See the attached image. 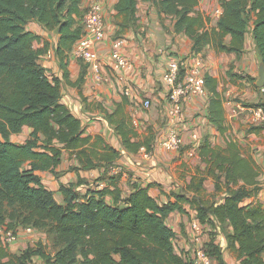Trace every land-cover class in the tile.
<instances>
[{"label": "trees", "instance_id": "16d2710c", "mask_svg": "<svg viewBox=\"0 0 264 264\" xmlns=\"http://www.w3.org/2000/svg\"><path fill=\"white\" fill-rule=\"evenodd\" d=\"M84 1L0 0V225L15 232L20 226L38 229L51 243L48 248L38 241L21 252H12L0 236V264H33L36 256L44 264H192L176 252V233L167 222L173 212L188 214L186 204L196 210L203 225L215 221L231 224L228 247L240 264H264V203L256 200L262 188L261 171L235 141L220 147L208 138L203 140L199 149L205 163L203 175L194 177L188 186L194 196L172 193L162 202L151 195L150 186L139 185L123 196L120 176L102 175L97 180L107 178V185L83 194L78 190L82 179L62 185L61 203L43 183L38 172L58 175L64 150L79 160L80 166L73 168L81 170L108 169L121 156L102 135L86 134L83 121L62 101L61 80L50 77L39 63L42 50L36 42L41 37L27 28L31 21H37L49 30H58L57 54L67 79L68 58L83 34ZM140 1L118 0L117 34L138 25ZM142 1H151L161 14L174 15L176 31L192 39L196 53L213 45L218 51L241 55L252 22L264 63V0H219L222 13L212 27L208 26L211 15L198 10L201 0ZM86 73L85 66L78 84ZM228 76L234 80L241 75L231 69ZM218 86L217 78L206 73L208 116L223 133L227 129L226 97ZM259 89L264 92V86ZM129 105L125 96L107 117L128 150H150L153 135L140 138ZM25 126L32 128L29 138L23 143L12 141L11 136L21 133ZM207 177L214 179L217 191L226 187L221 202L205 198ZM204 249L217 264H225L221 246L214 240Z\"/></svg>", "mask_w": 264, "mask_h": 264}, {"label": "crops", "instance_id": "0c3cea01", "mask_svg": "<svg viewBox=\"0 0 264 264\" xmlns=\"http://www.w3.org/2000/svg\"><path fill=\"white\" fill-rule=\"evenodd\" d=\"M106 22V37L97 43L94 51L103 61L101 68L102 80L96 79V72L89 65L72 55L68 58V78L65 79L64 69L61 67L57 54L60 33L58 30H49L37 21H31L27 28L38 34L41 39L36 42V47L42 50L39 63L46 69L50 77L61 80L62 101L79 117L86 126V134L102 135L106 141L121 152V156L114 161L108 169L100 167L90 170L74 169L80 166L79 160L64 150L62 162L57 167L58 175L49 171H39L43 183L50 189L59 202L64 201L61 191L62 185L77 183L82 179L78 190L83 194L88 189H98L107 185V178L97 180L100 176L119 175V187L123 196L135 190L136 185L149 187L151 195L165 202L172 193H187L194 196L196 193L188 188L194 177H201V170L205 168L199 149L205 138L215 146L226 147L230 141L237 142L245 156H251L260 167L259 181L261 190L256 197L264 203V125L252 124V112L239 111L233 113L231 101H241L249 104L264 102L263 89H259L260 52L253 36V23L246 35L245 51L238 55L234 52L218 51L213 45H207L200 53L193 52L192 39L184 32L175 29L176 17L161 14L151 1H140L138 4V25L117 34L119 27L115 23L116 3L118 0H102ZM90 0L82 4L86 10ZM217 5L218 11L212 13L211 7ZM198 10L212 17L209 27L215 26L222 13L219 0H201ZM217 15V19L215 16ZM115 41L121 42V51L130 61L128 69L115 72L104 64L105 59L113 50ZM172 55H179L189 61H203L205 72L217 78L218 88L226 97L224 103L227 129L219 131L217 126L209 119L210 93L190 97L185 104L186 121L181 123L184 146L181 150H173L162 145L163 138L167 135L172 124L168 117V89L164 83L163 75ZM86 66L85 80L78 84L81 71ZM241 76L231 80L229 70ZM254 78H257L254 79ZM127 97L130 105L129 111L133 116V123L145 139L153 135L150 150L146 147L138 151L128 150L107 117V112H113L116 104ZM149 99L151 106L145 108L144 101ZM258 126L253 129V127ZM32 128L25 126L21 133L11 136L16 143H23L29 138ZM198 134L200 143L194 147L193 134ZM107 173V175H105ZM215 187V181L207 177L204 187ZM206 189V190H207ZM226 194V192L224 193ZM173 198V197H172ZM111 201V198L108 197ZM223 200V199H222ZM189 213L173 212L167 222L176 231L180 228L179 222H186L189 215L196 216V210L186 204ZM195 214H193V212ZM189 238L183 237L175 245L176 252L192 264H205L195 257V249L201 241L214 240L221 246L225 264H240L237 254L229 249L227 235L232 231L230 223L215 224L226 225V232L220 231L215 237L206 234L196 243L190 232V222L187 221ZM208 224H206L207 226ZM205 226V225H204ZM219 227V226H218ZM5 227L0 225V236L4 239ZM178 236V235H177ZM16 240L7 247L12 252H21L38 241L49 240L46 233L38 229L29 230L18 227ZM50 242V240H49ZM175 244V243H174ZM205 246V245H204ZM37 263L44 264L41 257L36 256ZM33 259V260H34ZM210 264H217L212 258Z\"/></svg>", "mask_w": 264, "mask_h": 264}, {"label": "built area", "instance_id": "2783aa9c", "mask_svg": "<svg viewBox=\"0 0 264 264\" xmlns=\"http://www.w3.org/2000/svg\"><path fill=\"white\" fill-rule=\"evenodd\" d=\"M83 25V34L73 47L72 55L85 61L96 72V79L102 80L101 68L103 67V61L94 51L96 44L105 40L106 37V22L102 0H90L83 17ZM104 64L111 67L115 72L128 69L131 66L130 59L121 51L120 41H115L113 50L105 59ZM163 80L168 89L167 113L172 126L163 138L162 145L173 150H181L184 146V140L180 125L186 121V101L194 95L204 94L207 91L204 62L202 60L199 62L189 61L179 55H172L166 65ZM230 104L233 106V113L248 110L252 112L253 125H264V102L248 105L241 101L230 100ZM144 106L149 108L151 101L149 99L145 100ZM192 143L194 144L191 149L193 155L195 147L200 143L198 134H193ZM28 229L33 230V228ZM203 229L204 225L200 220L196 216L193 217L190 221V232L196 243L200 241ZM16 239V232L5 228L3 239L5 245L8 246ZM195 257L205 264H210L213 258L202 247L195 249Z\"/></svg>", "mask_w": 264, "mask_h": 264}, {"label": "rangeland", "instance_id": "374dc122", "mask_svg": "<svg viewBox=\"0 0 264 264\" xmlns=\"http://www.w3.org/2000/svg\"><path fill=\"white\" fill-rule=\"evenodd\" d=\"M211 9H212L211 10L212 13H215L218 11L217 5H215L214 7H211ZM215 18L216 19L218 18L217 15L215 16ZM251 26H252V22H250V28H251ZM216 189L217 188H215L214 186L212 188H208L207 192L204 193L205 198L210 200V201L221 202L225 196L224 193L226 191V187H224V189L222 191H219V190L217 191ZM192 212H193V210H192ZM193 214H195V212H193ZM193 216L194 215H189L187 221L190 222L192 220ZM187 221L186 222H184V221L179 222L180 228H176V231H175L176 235L174 238V243L177 246H178V241L183 239V237H185L187 239V236H188V238H189V232H187L189 230V228H187V224H188ZM218 226L215 223L214 224H208L207 226L205 225L204 229H203V234H206L209 238V237H215V235L219 234L220 231L226 232V229H227L226 225H219L218 224ZM206 240L201 241V243H198L199 244L198 247L204 248V245L207 243ZM45 242H46L48 248H50L51 243L49 242V240L45 239ZM33 264H39V263H37L36 259H34Z\"/></svg>", "mask_w": 264, "mask_h": 264}, {"label": "water", "instance_id": "95a60500", "mask_svg": "<svg viewBox=\"0 0 264 264\" xmlns=\"http://www.w3.org/2000/svg\"><path fill=\"white\" fill-rule=\"evenodd\" d=\"M257 85L259 87H263L264 86V63L263 62L260 64L259 78H258V81H257Z\"/></svg>", "mask_w": 264, "mask_h": 264}]
</instances>
